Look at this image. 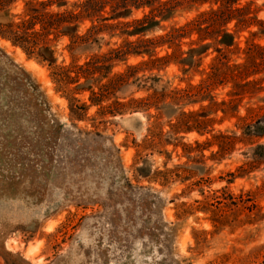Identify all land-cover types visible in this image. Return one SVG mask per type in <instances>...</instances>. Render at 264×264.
<instances>
[{
	"label": "rangeland",
	"instance_id": "obj_1",
	"mask_svg": "<svg viewBox=\"0 0 264 264\" xmlns=\"http://www.w3.org/2000/svg\"><path fill=\"white\" fill-rule=\"evenodd\" d=\"M211 7L182 0L143 36L121 33L149 8L107 18L99 49L72 56L63 36L53 64L0 35V264H264V0L235 4L222 52L168 36ZM125 39L150 52L117 62L111 88L67 83Z\"/></svg>",
	"mask_w": 264,
	"mask_h": 264
},
{
	"label": "trees",
	"instance_id": "obj_2",
	"mask_svg": "<svg viewBox=\"0 0 264 264\" xmlns=\"http://www.w3.org/2000/svg\"><path fill=\"white\" fill-rule=\"evenodd\" d=\"M18 1L20 0H0V12L12 15V18L0 21V35L10 40L14 45L21 46L29 55H37L52 64L58 61L56 45L52 42L59 41L63 36L70 38L68 48L72 56L75 53L99 49L103 39L99 34L102 26L101 24L95 25L96 22L100 23L107 18L112 20L129 19L137 10L149 8L148 12L137 18L134 29H127L121 33V35L128 37L137 34L143 36L148 32L157 31L163 21L172 20L182 10V0H22L25 2V8L19 14L20 21L15 22L14 18L17 15L11 13V8ZM187 1L198 2V0ZM207 1L218 4V7H211L210 10L201 12L193 20L186 23L185 28L172 29L168 36L174 40L178 36L183 37L185 34H191V31H196L199 33V40L203 41L213 35L216 40H213V44L214 42L218 44L215 50L222 52L224 47L219 45L231 46L236 41V34L227 30L225 24L238 17L241 18V14L245 11L243 8H235V4L239 3L240 0ZM207 1L201 0V2ZM53 6H56L58 10L53 11L51 9ZM107 6L111 7L112 12L109 17L104 15ZM87 20L94 24L93 28L91 27L87 32L82 33V26ZM121 23L119 20L118 25ZM204 24L207 25L204 26ZM181 30L182 34H177ZM91 32L93 38L88 37L87 33ZM52 34L54 36L50 37ZM125 43L128 44L126 49H113L106 54L95 56L98 60H87L79 67V71L74 76L71 75L72 70L68 68L67 83L74 81L77 84L76 89L93 90L96 83L99 84L100 81L107 78L109 85H105L111 88L112 76L110 75L117 62L127 60L131 54L140 55L150 52V50H138L136 47L133 49L127 39H125ZM213 44L212 42L204 43L192 51L193 53H203ZM0 51L6 55L2 48ZM82 77L84 81L81 82ZM123 78L127 80L128 77L121 73L115 75L113 79L115 87L120 81L123 82ZM73 101L76 103L71 105L72 118L83 117V114H86L88 110V104L76 98Z\"/></svg>",
	"mask_w": 264,
	"mask_h": 264
},
{
	"label": "water",
	"instance_id": "obj_3",
	"mask_svg": "<svg viewBox=\"0 0 264 264\" xmlns=\"http://www.w3.org/2000/svg\"><path fill=\"white\" fill-rule=\"evenodd\" d=\"M7 19H8V16L4 12H0V20L5 21ZM166 105L167 104H165L163 107H165ZM172 111H175V108H172Z\"/></svg>",
	"mask_w": 264,
	"mask_h": 264
},
{
	"label": "bare ground",
	"instance_id": "obj_4",
	"mask_svg": "<svg viewBox=\"0 0 264 264\" xmlns=\"http://www.w3.org/2000/svg\"><path fill=\"white\" fill-rule=\"evenodd\" d=\"M5 42H6V41H5ZM23 60H24V59H23ZM29 62H30V61H28L27 64H28ZM32 64H33V63H32ZM30 65H31V64H30ZM31 66H32V65H31ZM33 66H34V65H33ZM33 66H32V67H33ZM34 67H37V65H35Z\"/></svg>",
	"mask_w": 264,
	"mask_h": 264
}]
</instances>
